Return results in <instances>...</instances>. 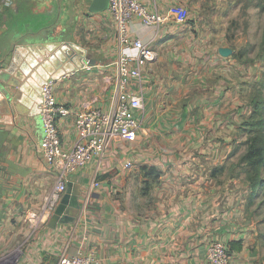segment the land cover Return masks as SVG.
Returning a JSON list of instances; mask_svg holds the SVG:
<instances>
[{
    "label": "crops",
    "instance_id": "obj_1",
    "mask_svg": "<svg viewBox=\"0 0 264 264\" xmlns=\"http://www.w3.org/2000/svg\"><path fill=\"white\" fill-rule=\"evenodd\" d=\"M140 1L166 25L131 24L132 35L151 41L156 53L131 82L144 100L134 159L127 140L113 141L98 170L93 159L68 174L67 189L57 194L56 173L39 152L40 115L20 110L18 88L0 82V264H57L80 251L101 264H207L213 241L229 246L230 264H264L247 170L234 157L240 83L219 53L228 0ZM91 2L13 0L0 11L5 64L26 32L74 42L95 60L54 81L57 101L72 111L109 110L116 94L114 25L107 9L90 11ZM59 131L71 147L73 115L59 121ZM142 167L159 175H142L149 189L133 195L142 181L131 177Z\"/></svg>",
    "mask_w": 264,
    "mask_h": 264
},
{
    "label": "built area",
    "instance_id": "obj_2",
    "mask_svg": "<svg viewBox=\"0 0 264 264\" xmlns=\"http://www.w3.org/2000/svg\"><path fill=\"white\" fill-rule=\"evenodd\" d=\"M12 1L0 0V11ZM107 11L118 44L116 94L112 108L88 107L72 111L69 106L57 101L54 80H48L42 86L39 152L56 173L57 194L65 192L68 174L79 171L93 159L98 170L109 145L116 140H133L142 125L137 111L143 109L144 100L131 90V82L141 77L143 66L152 62L156 53L151 41L145 42L132 35L131 24L137 18L145 27L161 28L166 25V19L149 10L140 0H109ZM2 97L0 90V99ZM70 115H73L77 139L68 147L61 139L59 121ZM97 176L91 182L89 196L99 186ZM206 259L207 264H230L229 246L221 241L208 243ZM57 264H101V261L93 252L80 251L63 254Z\"/></svg>",
    "mask_w": 264,
    "mask_h": 264
},
{
    "label": "rangeland",
    "instance_id": "obj_3",
    "mask_svg": "<svg viewBox=\"0 0 264 264\" xmlns=\"http://www.w3.org/2000/svg\"><path fill=\"white\" fill-rule=\"evenodd\" d=\"M258 0H228L227 7L224 6V21L219 32L221 40L219 43L232 50L231 54L224 56L223 60L230 59L225 71L229 73L230 68L237 74L240 83V103H239V131L236 134L234 148L235 159H240L245 151V140L250 136V122L258 116H252L253 98L258 90L263 89L264 84V44L261 43V33L264 29V10L257 6ZM84 109V108H82ZM235 134L233 133V143ZM135 140V139H134ZM134 140L123 141V146L127 147L128 158H135ZM235 162V160H234ZM240 163V161H239ZM239 166V165H238ZM246 167V166H245ZM143 168V167H142ZM134 174L131 177L132 183L142 181V175L147 174L150 168ZM247 170V168H246ZM264 179V170L262 173ZM140 189L134 190L133 195L138 191H148L149 180L142 181ZM252 192V193H251ZM249 211L253 213L256 233L260 238L264 248V183L258 186H251ZM263 241V242H262ZM5 261V260H4ZM1 262V261H0Z\"/></svg>",
    "mask_w": 264,
    "mask_h": 264
},
{
    "label": "water",
    "instance_id": "obj_4",
    "mask_svg": "<svg viewBox=\"0 0 264 264\" xmlns=\"http://www.w3.org/2000/svg\"><path fill=\"white\" fill-rule=\"evenodd\" d=\"M108 6L109 0H92L89 9L92 12H101ZM48 35L41 37L35 32L19 35L18 39L23 41L14 43L9 51L8 64L4 63L8 49L1 45L4 57L0 61V82L18 88L17 107L31 115L40 113L42 86L48 80L55 81L95 63L82 46L59 38L51 39ZM231 52L228 47L219 48L222 56H228Z\"/></svg>",
    "mask_w": 264,
    "mask_h": 264
},
{
    "label": "trees",
    "instance_id": "obj_5",
    "mask_svg": "<svg viewBox=\"0 0 264 264\" xmlns=\"http://www.w3.org/2000/svg\"><path fill=\"white\" fill-rule=\"evenodd\" d=\"M257 2V6L264 10V0H258ZM261 43L264 44V29L261 33ZM255 115L258 118L252 119L249 123L250 136L244 142L246 148L239 159L240 163H244L247 168V178L250 187L264 183V179L261 177L264 170V84L263 89L258 90L253 98L251 117ZM145 168L143 167L142 169L145 170ZM147 174L156 177L159 175V171L151 168ZM251 193L250 197H252Z\"/></svg>",
    "mask_w": 264,
    "mask_h": 264
}]
</instances>
